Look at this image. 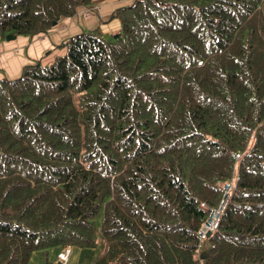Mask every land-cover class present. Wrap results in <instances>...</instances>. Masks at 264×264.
<instances>
[{
    "label": "trees",
    "instance_id": "trees-1",
    "mask_svg": "<svg viewBox=\"0 0 264 264\" xmlns=\"http://www.w3.org/2000/svg\"><path fill=\"white\" fill-rule=\"evenodd\" d=\"M92 1L0 0V44ZM111 18L0 79V264H264V0Z\"/></svg>",
    "mask_w": 264,
    "mask_h": 264
},
{
    "label": "crops",
    "instance_id": "crops-1",
    "mask_svg": "<svg viewBox=\"0 0 264 264\" xmlns=\"http://www.w3.org/2000/svg\"><path fill=\"white\" fill-rule=\"evenodd\" d=\"M132 1L133 0H93L92 4H89L87 6H78L76 8L75 14L72 17L60 21L56 26L51 28L46 33L42 34L43 36L37 38L35 43H38L39 45L33 42L30 43L31 38L27 37L28 44L25 45V48L29 46V54L32 58H38L37 55H39L38 53L41 51L42 48L50 50L48 51L50 52L49 54H55L56 56L63 54L64 48L58 49L57 47H54L60 44L67 37L75 35L81 32L82 30L100 28L103 33L111 34L120 28L119 19L111 18L113 11L117 7L128 4ZM23 37L24 36H19L17 38L19 40ZM44 52L45 51H42L40 55H42ZM21 57H24L25 59V61L23 60V62H21V65L24 62L29 61L26 55H22ZM7 61L9 60L3 59V61H0V67L7 66ZM0 73L1 79V75L3 73L2 71H0ZM19 73L20 71L17 72V74H11V76H17ZM57 252L59 253V250L55 249H51L49 252V258L52 260L56 258V263L59 262ZM40 254V251L35 252L30 260V264H41ZM95 256L96 250L93 248L87 249L73 246L72 253L68 255L66 264H96Z\"/></svg>",
    "mask_w": 264,
    "mask_h": 264
},
{
    "label": "rangeland",
    "instance_id": "rangeland-1",
    "mask_svg": "<svg viewBox=\"0 0 264 264\" xmlns=\"http://www.w3.org/2000/svg\"><path fill=\"white\" fill-rule=\"evenodd\" d=\"M42 34H44V33H39V34H36V35L32 36L31 39H30V43H32V42L35 43L37 38H39L40 36H43ZM27 40H28L27 37H23V38H21L19 40H18V38L17 39L15 38L14 40L11 39V40H5V41L1 42V44H0V61H3V59L4 60L5 59L9 60V61H7V63H8L7 66L0 67L1 68L0 71H2V73H3L1 75V78L5 77V75L7 77H9V78L16 77V76L12 77L11 74L14 75V74H17V72H19V71L21 72L23 66H25L28 63L37 61L38 59H40L39 61L42 62V64H46L48 61H50V60H52L54 58L55 54H51L50 55L49 54L50 52H48L50 50H47V49H44V48H42L41 51L38 53L39 54V55H37L38 58H32L30 56V54H29V46L25 48V45L28 44ZM35 44L39 45L38 43H35ZM60 44H58L54 48L60 46ZM31 47H32V45H31ZM58 49H61V48H58ZM42 51H45V52L42 55H40V53ZM22 55H26L28 57L29 61L24 62L21 65V62H23V60L25 61L24 57H21ZM47 56H48V58H47ZM217 217H218L217 212L213 211L211 216H210V220L211 219L216 220ZM206 227H208V225L204 226L203 230L206 229ZM72 247L73 246H66L63 249H60L59 252L69 248L68 251H71L69 253V254H71L72 253ZM57 253H56V255H57ZM54 259L56 260V258H54Z\"/></svg>",
    "mask_w": 264,
    "mask_h": 264
},
{
    "label": "built area",
    "instance_id": "built-area-1",
    "mask_svg": "<svg viewBox=\"0 0 264 264\" xmlns=\"http://www.w3.org/2000/svg\"><path fill=\"white\" fill-rule=\"evenodd\" d=\"M215 224H216V221L211 219L210 222L207 224L208 227H206V229L214 228ZM207 225H205V226H207ZM203 231H205V229ZM68 250H69V248L58 253V259H59L58 264H66V260L68 258L69 253H70V251H68Z\"/></svg>",
    "mask_w": 264,
    "mask_h": 264
},
{
    "label": "water",
    "instance_id": "water-1",
    "mask_svg": "<svg viewBox=\"0 0 264 264\" xmlns=\"http://www.w3.org/2000/svg\"><path fill=\"white\" fill-rule=\"evenodd\" d=\"M56 22H54L53 24H55ZM16 38V36H13V35H8L7 37H6V40H11V39H15ZM208 223V222H207Z\"/></svg>",
    "mask_w": 264,
    "mask_h": 264
}]
</instances>
